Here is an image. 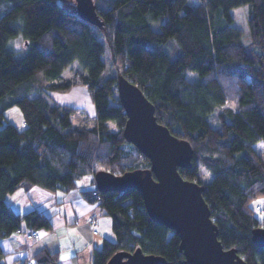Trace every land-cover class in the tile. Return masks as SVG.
<instances>
[{
  "label": "trees",
  "instance_id": "16d2710c",
  "mask_svg": "<svg viewBox=\"0 0 264 264\" xmlns=\"http://www.w3.org/2000/svg\"><path fill=\"white\" fill-rule=\"evenodd\" d=\"M202 2L94 0L97 27L79 16L75 2L0 0V241L23 223L31 231L52 228L41 210L21 215L9 206L8 195L19 189L70 192L89 176L95 183L100 170L122 175L151 167L124 137L127 114L117 91L123 75L155 106L158 122L191 144L193 166L179 172L204 186L223 247L236 249L247 264H264V248L252 241L253 230L264 228L255 205L264 198V158L254 148L264 142V0ZM243 6L249 45L231 14ZM162 19L155 30L152 20ZM17 38L24 42L22 54L8 46ZM171 39L179 45L176 57L165 49ZM75 62L80 69L65 77ZM189 73L197 79L190 81ZM75 85L92 94V127L75 125L79 110L49 95ZM14 107L21 110L22 129L6 118ZM201 169L211 174L209 183ZM83 193L100 200L113 222V237L94 251L93 264L137 249L183 264L179 235L150 218L141 193ZM33 262L59 264L61 256L43 248ZM0 264H6L1 246Z\"/></svg>",
  "mask_w": 264,
  "mask_h": 264
},
{
  "label": "water",
  "instance_id": "95a60500",
  "mask_svg": "<svg viewBox=\"0 0 264 264\" xmlns=\"http://www.w3.org/2000/svg\"><path fill=\"white\" fill-rule=\"evenodd\" d=\"M79 16L101 27L94 0H75ZM118 96L127 114L124 137L151 163L149 169L115 175L100 170L94 175L101 193H124L135 189L141 193L150 218L179 235L183 264H247L236 249H225L219 240V229L203 192L204 186L186 180L179 168L191 169L194 150L191 144L176 137L158 122L155 106L144 92L125 76L119 75ZM252 241L264 248V228L252 232ZM107 264H170L160 256L118 252Z\"/></svg>",
  "mask_w": 264,
  "mask_h": 264
},
{
  "label": "crops",
  "instance_id": "0c3cea01",
  "mask_svg": "<svg viewBox=\"0 0 264 264\" xmlns=\"http://www.w3.org/2000/svg\"><path fill=\"white\" fill-rule=\"evenodd\" d=\"M49 95L55 102L74 107L79 112L84 110V102L90 100L93 119L96 118L92 94L84 85H75L67 92L51 91ZM87 190H97L92 176L84 179L82 184L70 192L59 191L62 192L60 197H57L58 191L51 193L39 187L29 191L19 189L8 195L7 202L16 213L23 215L36 209L41 210L50 217L52 228L39 230V237L30 242L16 233L1 240L6 264H28L43 248L59 253V264H93L94 251L103 246L105 239L113 237V222L105 215L100 200L94 195L90 197L83 193ZM92 217L97 220L95 228L89 223ZM21 229L31 231L26 223L21 225ZM94 230L98 233L95 234Z\"/></svg>",
  "mask_w": 264,
  "mask_h": 264
},
{
  "label": "rangeland",
  "instance_id": "374dc122",
  "mask_svg": "<svg viewBox=\"0 0 264 264\" xmlns=\"http://www.w3.org/2000/svg\"><path fill=\"white\" fill-rule=\"evenodd\" d=\"M202 1H208V0H188L191 6H198L200 3H203ZM74 2L76 3L75 0H58V3L60 5H65V4L74 5ZM247 13H248L247 6H243V7H240L238 9H234L231 11V14L233 15L234 20H235V25L243 31L244 43L246 45H249L252 43V38L249 32ZM164 22H165V19H162L159 21L152 20L153 28L155 30H159L161 27V23H164ZM8 46L12 49H15L19 54H22L24 52V42L21 38L11 40ZM169 46H172V48ZM165 49L171 55V57H176L175 52H173V50L178 49L179 51V45L174 39H171L169 45L166 46ZM103 60L106 62V66H107L106 72H109L110 68L112 67H111V61L109 59L108 47L106 48V53L103 57ZM79 69H80L79 63L75 62L64 72V76L67 78H70L74 76ZM188 78L190 81H195L197 79V74L189 73ZM36 96L37 94H34L32 97L34 98ZM6 118L9 122L15 124L19 129H22L24 127V119H23V116H22V113L19 107H14L10 109L6 113ZM93 118H94V113H93L92 101L87 100V102H84V110H82L81 112H79L77 115L74 116L73 122L75 125H87L89 127H92L94 126V123H95ZM256 150L264 158V143L257 144ZM201 177L204 183H209L212 180L211 174L204 169H201ZM82 182L83 181L79 182L78 184H82ZM51 193H54V192H51ZM57 193H58L57 197H60L62 195V192L58 191ZM255 205H256V210H257L256 212L257 217L260 218L261 220L264 219V198L258 199L255 202ZM258 208L262 209V211H260ZM96 223H97V220H96ZM92 227L95 228V226H92ZM95 231L98 233L97 230H94V233Z\"/></svg>",
  "mask_w": 264,
  "mask_h": 264
},
{
  "label": "built area",
  "instance_id": "2783aa9c",
  "mask_svg": "<svg viewBox=\"0 0 264 264\" xmlns=\"http://www.w3.org/2000/svg\"><path fill=\"white\" fill-rule=\"evenodd\" d=\"M94 195H98V193L95 192ZM258 209H260V208H258ZM89 223L92 226H96V218L95 217L90 218ZM95 233H97V232L95 231ZM16 234L23 235L27 242L33 241L37 237H39V231H37V230L25 232L22 229H19V230L16 231ZM28 264H35V263L33 261H31Z\"/></svg>",
  "mask_w": 264,
  "mask_h": 264
},
{
  "label": "bare ground",
  "instance_id": "6f19581e",
  "mask_svg": "<svg viewBox=\"0 0 264 264\" xmlns=\"http://www.w3.org/2000/svg\"><path fill=\"white\" fill-rule=\"evenodd\" d=\"M261 211V209H259Z\"/></svg>",
  "mask_w": 264,
  "mask_h": 264
}]
</instances>
